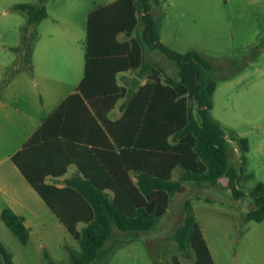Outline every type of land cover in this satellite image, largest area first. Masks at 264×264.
<instances>
[{
    "label": "trees",
    "instance_id": "obj_1",
    "mask_svg": "<svg viewBox=\"0 0 264 264\" xmlns=\"http://www.w3.org/2000/svg\"><path fill=\"white\" fill-rule=\"evenodd\" d=\"M45 1L14 6L27 17L22 44L29 70L35 39L30 29L47 18ZM153 5L158 1L116 0L89 14L84 80L13 156L27 181L79 243L80 251L66 246L69 261L58 264H92L106 248L114 229H154L170 199L185 183L216 185L226 177L236 198L246 195L238 181L246 171L250 143L212 117L218 86L210 78L214 67L196 50L179 52L161 41L162 17L153 14ZM139 26L143 31L135 38L118 40L120 34L132 36ZM146 47L173 61L179 78L170 76L163 66L147 62ZM13 50L19 52L20 48ZM152 68L156 70L149 72ZM130 72L146 79L136 91L129 83L127 89L118 85V75ZM121 99L123 117L109 119ZM82 127L102 134L101 142L99 137L91 142L100 150L90 156L77 153L73 147L79 142L74 132ZM230 140L240 154L238 171L229 165ZM70 165L77 167L76 172L58 186V179ZM48 177L52 183H46ZM250 195L255 208L245 219L262 222L264 182L258 183ZM186 211L173 234L179 250L184 255L190 250L194 253L192 264H215L192 215L191 202ZM0 219L21 244L29 242V228L12 209H4ZM44 257L48 264H57L47 252ZM0 264H14L13 254L1 241Z\"/></svg>",
    "mask_w": 264,
    "mask_h": 264
},
{
    "label": "rangeland",
    "instance_id": "obj_2",
    "mask_svg": "<svg viewBox=\"0 0 264 264\" xmlns=\"http://www.w3.org/2000/svg\"><path fill=\"white\" fill-rule=\"evenodd\" d=\"M114 0H46L48 17L30 29L37 51L49 34L65 42L86 40L87 15L93 8ZM152 12L162 17L161 41L179 52L196 50L213 65L210 78L218 83L212 117L238 137L248 139L246 171L238 187L246 195L236 198L222 177L216 185L188 182L170 199L166 213L147 232L114 229L105 249L92 264H186L194 263L190 250L184 255L173 239L184 221L187 203L203 230L215 264H264V221H247L255 207L250 195L264 182V0H157ZM39 0H0V74L26 65L22 29L26 15L14 9L19 3ZM143 27H137L135 38ZM131 38H129L130 40ZM20 48L19 52L14 48ZM39 48V49H38ZM64 48V46H62ZM147 62L157 63L178 79V68L164 54L146 47ZM38 63V56L34 58ZM8 67L7 73L3 68ZM10 70V71H9ZM152 70H156L152 68ZM148 72V73H149ZM130 75H135L130 72ZM146 83V79H140ZM138 86V88H139ZM124 88H128L124 87ZM137 88V89H138ZM137 89H133L136 91ZM229 131V132H230ZM240 154L230 140L229 165L237 171ZM178 172L175 174V178ZM43 208V209H42ZM26 216L31 238L21 244L0 219V241L13 254L14 264H48L47 252L58 263H67L66 246L80 251L79 243L58 219L42 207Z\"/></svg>",
    "mask_w": 264,
    "mask_h": 264
},
{
    "label": "crops",
    "instance_id": "obj_3",
    "mask_svg": "<svg viewBox=\"0 0 264 264\" xmlns=\"http://www.w3.org/2000/svg\"><path fill=\"white\" fill-rule=\"evenodd\" d=\"M105 5L93 8L88 12L87 25L89 14ZM134 33L130 37L120 34L118 40L121 42L127 41L129 38L134 37ZM46 37L49 40L44 42L45 45L40 48V51H37L34 44L36 41L37 43L43 42V39L37 36L34 39L30 70L26 65L23 67L15 65L11 69L17 68V70L11 72L10 75L2 76L0 74V215L4 209H12L24 219L30 234L32 229H30L26 216L32 217V213L37 209L41 210L42 207H45L48 211H51V209L14 163L13 156L22 150L30 139L42 129L48 118L66 99L76 93L85 78L86 68L87 28L86 40L84 46L80 49H76V40L73 43L65 42L66 40L63 38L66 37V34L61 37L63 41L57 40L55 34H49ZM36 56H38V63L34 60ZM7 69L10 68H3L4 74L8 72ZM133 76L136 75L120 73L118 75V85L122 88L127 87V83L130 84L129 78ZM142 85H144V82H142ZM123 102L124 99H121L116 104L108 115L109 119L119 120L123 117L124 109L121 108ZM74 135L79 138V142L73 144L77 153L90 156V153L100 150V147L91 143L96 141L97 137L101 142L102 134L97 130L82 127L75 130ZM104 149L106 150L105 146ZM88 162H90L89 159ZM76 170L75 165H70L67 173L58 179V186H62L61 181L64 178L73 176ZM52 182L51 177L46 179V183ZM51 213L56 217L52 211ZM58 221L60 222L59 219ZM61 225L63 224L61 223ZM64 228L66 229L65 226Z\"/></svg>",
    "mask_w": 264,
    "mask_h": 264
},
{
    "label": "water",
    "instance_id": "obj_4",
    "mask_svg": "<svg viewBox=\"0 0 264 264\" xmlns=\"http://www.w3.org/2000/svg\"><path fill=\"white\" fill-rule=\"evenodd\" d=\"M129 82L132 85L133 89H137L139 84H140V79L137 78L136 76H133V77L129 78Z\"/></svg>",
    "mask_w": 264,
    "mask_h": 264
}]
</instances>
